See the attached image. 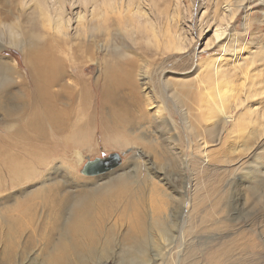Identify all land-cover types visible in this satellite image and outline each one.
<instances>
[{
    "label": "rangeland",
    "instance_id": "374dc122",
    "mask_svg": "<svg viewBox=\"0 0 264 264\" xmlns=\"http://www.w3.org/2000/svg\"><path fill=\"white\" fill-rule=\"evenodd\" d=\"M127 2L141 6L160 30L165 31L168 23L177 19L186 47L177 53L163 48L156 53L155 48L138 42L134 59L142 70L136 72L142 103H134L129 90L113 94L127 107L130 117H137L139 122L141 111H146L148 120L137 124L134 132L143 135L155 152L140 144L112 146L105 142L107 134L98 128L97 119L101 94L94 83L103 71L99 60L108 52H97L96 45L93 51L77 57L74 50L69 54L63 47L62 56H71V72L80 66L86 77L90 98L86 112L95 113L97 130L90 150L82 156L70 153L66 162H54L53 169H37L36 179L0 189V264L53 261L51 249L45 246V223L52 221L38 201L34 202L39 206L28 205L21 222L24 233L8 238L9 209L17 201L26 200V194L55 184V195L65 192L60 195L68 200V195L96 188L119 173L134 176V201L148 224L151 218L145 215L149 206L162 207L155 214L154 224L159 222L161 231H167L170 241L175 242L161 251L149 237L140 244L133 242L127 234L129 217L122 212L124 204L117 209L116 204L101 203L93 220L98 231L85 235V249L72 253L60 264H138V260L146 264H264V0H0V30L12 21L25 27L33 21L45 30L47 20L53 22L61 16L69 19L71 35L76 31L79 14L91 17V21L93 16L112 15L113 9L120 15ZM42 13L47 14V19L42 18ZM218 29L221 36L217 38ZM3 39L0 38V57L16 60V68L26 75L21 48ZM213 64L216 70L211 69ZM73 80L72 77L68 82ZM77 118L75 114L72 121ZM3 121L0 113V124ZM116 154L118 162L113 160ZM96 160L114 166L87 167ZM247 167L252 169L251 174L244 172ZM181 204L186 221L181 219ZM71 205L67 204V213ZM61 220L63 223L65 216ZM183 220L186 224L182 237H178L174 232L176 221ZM155 226L150 230L156 237ZM35 228L40 232L35 233ZM242 232L246 237L240 236L243 239L239 248L233 240ZM54 237L57 241L59 235L55 233ZM246 240L251 245L245 246Z\"/></svg>",
    "mask_w": 264,
    "mask_h": 264
},
{
    "label": "bare ground",
    "instance_id": "6f19581e",
    "mask_svg": "<svg viewBox=\"0 0 264 264\" xmlns=\"http://www.w3.org/2000/svg\"><path fill=\"white\" fill-rule=\"evenodd\" d=\"M36 3L38 2L36 1ZM37 5L40 6L39 3ZM140 7L138 4L127 2L120 15L115 14L118 11L113 9L112 15L93 16L92 21L89 20L91 17L87 19L83 14H79L76 18V31L71 35L68 32L69 19H64L61 16H58L53 22L50 20H47L48 23L44 22L47 30L38 27L32 20L30 27L12 21L7 24L6 28L4 25V29L0 30V38L9 40L10 44L21 48L27 67V74L22 76L23 73H20L14 63L16 60L12 62L0 57V113L4 116V121L0 124V189L17 187L27 181L30 182L37 178V169H53L58 159L64 161L70 153L82 156V153L91 148L90 141L97 129L93 121L95 113L92 115V112H89L90 114L86 112L87 107L85 106L90 102L86 77L82 74L80 66L76 68L75 73L71 72V56H62L64 48H67L66 52L69 54L71 50H74L76 54L73 53L77 57H81L85 51H91L96 45L97 52H108L99 60L103 71L94 83L95 88L101 94L100 117L95 118L99 120L98 128L108 136L105 137V142L112 146L140 144L155 152V148L149 146L143 135L138 136L134 132L137 124H140L141 121L143 123L145 119L148 120L145 116L146 111L141 109L139 122L137 117H130L124 103L113 96L120 91L129 90L132 101L142 103L143 99L136 78V72L141 65L138 66L134 59V55L137 53L134 49L138 42H144V45L155 48L156 53H159L162 48L177 53L184 51L186 47L182 43L183 33L178 28L177 19L173 18L165 31L160 30L153 19L146 15ZM25 13L24 15L27 16ZM45 14L42 13L41 16L47 19V14ZM49 17L51 18V16ZM216 36L217 38L221 36V30L216 31ZM70 41L74 43V47L69 43ZM216 67L213 64L211 69L216 70ZM146 70L145 68L144 71ZM72 77L74 78L73 82H68V79ZM161 111L159 108L158 113L161 114ZM75 114L78 118L72 121ZM84 115L86 120H84ZM135 119H138V123ZM227 119L228 117H225L224 121ZM58 167L61 168V166ZM62 171H64L63 168ZM244 172L251 174L253 171L247 167ZM45 177L43 176V178ZM133 178L134 176L129 174L119 173L96 188L80 191L77 196H72L73 193L68 195V200L62 196L65 192L60 193L59 191V196H56L55 193L58 189L55 188V184L48 187L45 183L47 179H44L43 182L47 186H41V189L28 194V196L26 194V200L17 201L15 207L8 208L10 210L6 217L8 238L11 239L15 233L19 232L20 234L26 230L22 226L24 224L21 225L25 218V212L32 205L31 203L36 205L38 201L42 208L48 212L47 217L49 216L48 218L52 221L48 225L45 223L46 228L50 231H45V246L51 249V258L53 259L51 264H60L61 261L70 259L72 253L82 251V248L86 246L85 235L98 231L99 227L93 224V220L99 204H116L117 209L121 207V204H124L122 212L129 217L127 222L128 237L138 244L145 242L149 237L148 239H151L161 251L169 243H174L175 240L170 241L169 233L165 230L161 231L162 227L159 226V222L154 224L155 214L160 212L162 207L149 206V213L145 215V217L151 218L149 224L142 217V211L139 212L134 201V197L137 195L133 194L137 191L133 190L132 194L135 184ZM187 188L186 185L182 190L184 195H186ZM69 203L72 205L67 213L66 206L68 204L69 207ZM183 205L181 219L185 220ZM31 208L33 207L31 206ZM29 210L33 212L31 209ZM63 216H65V220L62 223ZM184 220L182 223L176 221L174 232L178 237H182V229L186 224V220ZM214 224L217 227L218 220ZM154 226L158 228L156 237L155 233L152 234L153 231L150 230V227ZM36 228L34 232L39 233L40 231ZM55 233L59 235L57 241H55ZM242 234V237L245 238L246 235L242 232L238 233V236L233 240L239 248L241 247L240 240L243 239L240 237ZM88 243L93 244L91 240ZM245 243V246L251 245L248 240ZM64 253H66L65 256ZM144 255L142 261L145 260ZM132 262L136 263L135 259ZM138 262V264L147 263V261L140 262V260ZM98 264H103V262L100 261Z\"/></svg>",
    "mask_w": 264,
    "mask_h": 264
},
{
    "label": "water",
    "instance_id": "95a60500",
    "mask_svg": "<svg viewBox=\"0 0 264 264\" xmlns=\"http://www.w3.org/2000/svg\"><path fill=\"white\" fill-rule=\"evenodd\" d=\"M114 157V161H116V162H118L119 161V159H118V154H116V155H114L113 156ZM102 160H96V161H92V162H90V163H88V165H87V167L89 168V167H93L92 169H94V168H96V169H100V168H102V165H104V164H111V162H107V161H105V162H101ZM113 163V162H112ZM116 164V163H115ZM114 165H112L111 164V167H113Z\"/></svg>",
    "mask_w": 264,
    "mask_h": 264
}]
</instances>
